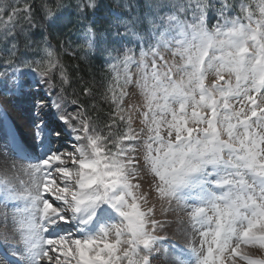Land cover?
<instances>
[{
	"label": "snow or ice",
	"instance_id": "6c2138e0",
	"mask_svg": "<svg viewBox=\"0 0 264 264\" xmlns=\"http://www.w3.org/2000/svg\"><path fill=\"white\" fill-rule=\"evenodd\" d=\"M68 7L0 0V264H264V0H125L83 29L99 80L50 44Z\"/></svg>",
	"mask_w": 264,
	"mask_h": 264
},
{
	"label": "trees",
	"instance_id": "16d2710c",
	"mask_svg": "<svg viewBox=\"0 0 264 264\" xmlns=\"http://www.w3.org/2000/svg\"><path fill=\"white\" fill-rule=\"evenodd\" d=\"M7 2L12 3V0H7ZM50 2L54 4L55 0H50ZM63 2L69 5V7L62 11L55 26L49 29L51 33L50 44L61 55L63 62L68 66L69 71L72 72L73 75H75V66L80 64L82 74L85 75L86 78L95 75L96 79L99 80L104 71L102 61L99 59H91V67L89 68L80 60V56L84 51L82 48L84 43L82 39L83 29L91 22L93 27L97 29L98 34L104 31L109 22L115 18L114 13H123V8L121 6L125 0H96L97 7L95 10H87V15L83 18L76 11V0H63ZM129 2H131V0H129ZM36 3H39V0H36ZM108 39L111 40L110 33ZM68 40L72 41L71 48L75 49V56L69 54V52H65V50L61 48V42H65V46H67ZM5 48L6 45L0 40V65L3 64ZM21 51H25L23 41H21ZM27 54L29 56L35 55L33 50H29ZM0 70H2V68H0ZM101 108L103 110L99 115L103 118L104 113L107 111V106L101 105Z\"/></svg>",
	"mask_w": 264,
	"mask_h": 264
},
{
	"label": "rangeland",
	"instance_id": "374dc122",
	"mask_svg": "<svg viewBox=\"0 0 264 264\" xmlns=\"http://www.w3.org/2000/svg\"><path fill=\"white\" fill-rule=\"evenodd\" d=\"M135 91V89H133ZM139 101L138 96H133L131 100L128 101V103H136ZM26 109L27 105L23 102L16 103L14 105H9L8 106V125L7 126H12L15 125L17 131L20 134H23L26 131L25 128V120L24 117L26 116ZM6 131V126H4L2 123H0V139L3 138L4 132ZM0 175L4 174L6 169L10 168V161H7L3 156H0ZM145 190L147 189V184L145 183L144 185ZM157 207V215L158 217L161 216V207H160V202H157L156 204ZM168 220L173 221L168 228L166 229L167 234L174 240H176L180 244L185 243V237L184 235L178 231L180 229V225L176 223V215L174 213H170L166 217ZM186 220V217L184 218ZM4 225L0 223V230H3ZM9 228H11V224L9 223L8 225ZM175 233V234H174ZM256 254H260L257 252ZM154 264H170V260H167L164 258V253L161 251L160 258H158L156 261H154Z\"/></svg>",
	"mask_w": 264,
	"mask_h": 264
},
{
	"label": "bare ground",
	"instance_id": "6f19581e",
	"mask_svg": "<svg viewBox=\"0 0 264 264\" xmlns=\"http://www.w3.org/2000/svg\"><path fill=\"white\" fill-rule=\"evenodd\" d=\"M1 161V160H0Z\"/></svg>",
	"mask_w": 264,
	"mask_h": 264
}]
</instances>
